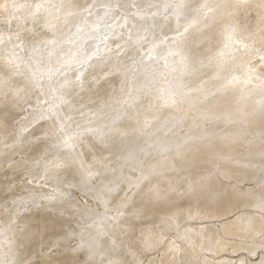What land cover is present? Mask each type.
Segmentation results:
<instances>
[{
	"label": "rangeland",
	"instance_id": "rangeland-1",
	"mask_svg": "<svg viewBox=\"0 0 264 264\" xmlns=\"http://www.w3.org/2000/svg\"><path fill=\"white\" fill-rule=\"evenodd\" d=\"M19 1L20 0H0V67H2L4 69L5 68L10 69L11 73L14 77H16L17 79L23 80V79H26L27 76L29 75L28 74L29 73L28 68L27 67L23 68V66L25 65V63H26V65L30 63V66H32L35 63L33 61V59L35 58L34 56H36L35 54H37L36 52L38 51L39 42L50 40L53 37V32L50 29V27L48 26V24L45 22V20H43L42 18H40V17L35 18L32 16L23 17L19 11V4H18ZM165 1L166 0H159L158 2L155 3V5H148L144 8H141L139 5L136 4L137 1L133 2V0H92L84 10L86 13H90V14L95 13L98 10H114L115 18H117V20L120 21V23L116 27H114V28H116V31L118 32V34L121 37H128V36L135 37V36H137V38H134L132 40V42L128 45V49L125 51V55H124V57H122L120 59V61L124 62L130 66V71L127 73V77H129V80L139 79L140 85L137 89V92L134 94V96L136 99H140L141 103L135 104V100H130L128 102L121 101L120 100V98L122 97L121 95H118L116 98H113L112 100H108L106 102H101L93 96L85 97L84 101L82 102L80 100V97H78L79 95H77V94H80L81 90L85 91L86 89H89L90 87L91 88L94 87V85L97 86L100 83V80L102 79V78H99V82H98L97 78L103 77L101 72H99V73L97 72L99 75L92 73L93 76L91 75V73H89V76L87 73H84L85 75L87 74L85 76V79L87 81L84 78H82L84 76H81V78L83 80L78 78V77H80V75H83V72H85L83 70H85L87 68L90 60L93 57H97V56L101 55L102 52H100V51H102V50L107 51V53H111V54L113 53V51H114V53H116L118 51V45L116 44L117 46L115 47V45H113L114 44L113 42L107 41L105 35L104 36L101 35V37L98 38V36H100V34L97 33V30L94 28L93 25H92L93 29H92V27H90L89 29H87L88 32L85 31L82 34V36L86 37V35L91 33L90 31L92 29V33L96 34V35H94L95 46L89 47V48L81 47L80 49H78L79 51H77L78 53L81 52L80 54H82L84 52L83 50L85 49L86 51L84 52V54L88 53V55H84V54L83 55L88 57V58H86V57L84 58V56H82V57L80 56L82 59L83 58L85 59L82 61L81 58L80 59L77 58V56L80 54L76 53L77 56L75 54L74 62L75 61H78V62L74 63V65L77 66L80 69V71H82V73L80 75L78 73V75H76L77 78L74 77V81H73L74 85H73L72 81H71L72 85H70L71 83L69 84L70 88L72 86L73 90L72 89L70 90L69 86L67 85V80H69V78L67 79L65 74H63V70L60 68V66H59V68L57 67V69L53 70V72L54 71L55 72L54 73L52 72L51 75H49V77L48 76L46 77L45 73H40L41 77L46 78L47 80H49V79L50 80H49V82H47V80L45 79L43 82H39V84L36 85V88H35L36 91L34 90V94H37L35 92L38 91L39 96L37 95L36 97H39V99L35 98V95H33L34 103H32L33 101H31V103H29V102L26 103L27 105H24L22 107L21 111H19V113L14 117L13 124H14V127L16 128V130L17 131H26L28 129L31 130V128H33V126H36L37 124L44 123L45 120L48 119V117H49L48 114H51L49 112H52L50 110H53L52 108H54V107L61 106V104H63V103L66 104L71 109H73L75 107L77 112L74 108L75 113L73 112V110H71L72 112H70L68 114H66V113L60 114L58 116V118L60 117L59 121H62V123H61L62 125H59L60 122H58L57 121L58 119L56 118L52 121L53 123L51 122L52 124H54V126H52V124L50 123L49 128H48L49 130L44 134L43 140L49 144L47 149H46V157L49 158V157L54 156V158L52 159L51 162H47L46 159H40L37 162V160H35V159L37 158L38 155H36L34 157V156L29 155L28 153L23 152L21 150L18 151V149H17V152L14 149L13 151L9 152L10 153L9 155H7V154L5 155V157L6 156H8V157L5 158L3 156L0 159V169L4 168L3 169V171L5 170L4 172H6L8 165L10 166V164H12L13 162L18 161V162H20V166L18 167L19 168L18 172L21 173L19 176H18L19 173L15 174L17 179L15 177H13L14 179L11 178L12 181L10 180V184L12 185L11 187L13 188L15 186L14 188H16V191H14L15 189L13 188L12 194L7 195L2 199L5 203L4 202L2 203V200H0V264H26L27 263L26 262V261H28L27 259H25V258L22 259V261L25 260V262L21 263V260L17 261V259L15 257V252L17 251L18 247L22 244V240L20 239V234L23 231V227H22L23 222L19 221L16 216L18 214L19 215H26L28 212H31L32 210L34 211L35 210L34 205H36V212H40V210H42V208L45 210V208L47 207L46 210L47 209L50 210L51 214L53 216H60L61 214H64L63 216L66 215L67 217L65 216V219L63 220L62 225H60L57 230L52 231V233L48 234L47 241L45 240V243H43L41 245V247L37 251V253H34V256H32V255L27 256V257H31L32 261H33L32 258H34V257L36 258V259L34 258V260H38V259H42V258L45 260H47V259L51 260L53 258H56L55 257L56 255H57V257L70 255L71 260L69 261L68 264H70L74 259H75L74 264H83L89 260L92 262L91 264H94L95 261H97L100 257H101L99 259L100 261L98 260L97 264H101L103 261H105V263L103 262L102 264H107V262H108V264H110L111 262H113L115 264V263H117V260H119V261L123 260V261H121V264H135V263L136 264H166V256L165 255L167 254L166 252H169L172 255V258L174 261L172 264H264V229L262 232H260L256 236H246L243 238L238 237V236H229L225 233V230H224L225 226L235 225V223L239 224L240 220L244 216H245V218H246V216H248L249 218L251 217L250 220L254 226L257 225L258 223H264V201L261 205H257L255 203V201L249 202L248 204L240 206L239 208H237L235 211H233L231 213H224V214H221L218 216H208V217H205L203 219L193 218V219L185 220L182 222V225L184 227L196 229L199 233L205 232L208 229L215 230V232L217 233V236H218L217 239L223 243L219 250H214L215 252L211 248H206L204 243H200L197 245L196 249H194L190 252L191 255L188 258L181 257L180 254H181L182 249H183V244H182L181 240L177 237L176 232L173 229H166L163 225H161V223L159 224L158 222H155V220H152V219L150 221L147 220L144 222H140L136 225H130L129 231L130 230L132 231L133 236L136 239L137 238L140 239V238H143L147 235H151L150 238L148 239V241H146V242L143 241V243L141 244V247L138 248L135 252H131L129 250V247L126 245H123L122 247H120V249H117L118 252L115 251V253H117L118 255H115V253H112V255H111V253H110V255H108V254L104 255L101 253L102 254V256H101L99 254L100 250H95V249H97L96 247H98V248L100 247V244H105V243H108L109 241L112 240L113 231L117 225V222H119L120 220L129 216L130 214L133 215L135 213L138 214L140 212L139 210L142 207H140V206L139 207L138 206H132V207L129 206L127 203L129 198L125 197V196H128L131 193L133 194L136 190L140 189L141 187L148 185L149 182L153 179V176L159 175L160 173H162L164 168L161 170H159L158 168H155V166L158 164L160 157L165 156V157L171 158L172 155L174 156V153H176L178 146L181 145L187 139L186 138L187 137V135H186L187 129L185 127L186 125L182 124V122L180 123L178 118L175 116H172L168 110L183 108V106L191 99V93H187V94L181 95V96L177 95V96L173 97L170 102L164 103L162 105H161L162 102L159 103L158 108L166 110V114H167V112L169 113V115L165 114V119L162 122L164 123L165 120L167 121L168 116L174 117V118H169L170 120L173 119L172 122L173 121L174 122L171 124V123H169L170 120L168 119L169 121H167V124H166V122L164 124L161 122V124H159L160 126H158V128H162L158 137L164 136V137L158 138L160 140L159 142L160 143L165 142L167 144V146L165 144V147H166L165 148L162 143L158 144V140H156V147H155L156 149L154 151H156L155 154H157V157L155 154H154L155 157L153 156L152 153L154 151H152L150 154V153L146 152L144 147H141V149L137 148L138 150L136 149L135 151L132 152L133 157H131V159H132V160L130 159L131 161H129L128 158H125L123 156H122V158H123V160H122V158H120L121 155H118V157H117L118 158V161L116 164L117 169H116V171L112 172L113 175L110 174L109 176L112 177L111 179H113V177L118 176V175H119V177H121V174H122L121 178L115 177V178L121 179V181H119L118 179H116L117 181H114L116 183H114L113 180L109 181V179H110L109 176L103 177L104 179H102V176H99L96 171H95L96 172V175H95V172H94L95 168H91V167L86 168V166H84L83 170H87V169L89 170L88 172H86V171H84V172H86V174L89 173L87 175H91L90 176L91 178L89 177L88 182L85 181L84 179H81V178L77 179V180L71 178V179L66 180L69 182H65L63 187H59V184H60V182H61V180L65 174V163L68 162L69 160L75 159L77 157L75 155V151L71 148L72 147L71 144H73V143L67 144L69 141V138L66 139L67 136L68 137L72 136L70 138V141L74 142V140H72V138H74L75 136H78V135L79 136L77 138H79V137H83V135H85V134H88L92 130V128H91L92 125H94L98 129L104 128V127L106 128V127L114 126V124L121 123V122H118L121 120L123 122L126 121L132 130H138L139 128H141L143 126H146V125L153 123L154 119H156V113L155 112L152 113L151 115L142 116V114L144 113V111L147 107V104H146L147 101L146 100L149 98H155V97H157V98L165 97L166 95H168V93H170L171 91H173L176 88L175 86L180 85L182 80L186 77L187 71H188L187 67L189 66V60L186 58L187 55L189 53H193L194 51H196L197 50L196 48L200 46V43L198 44L197 42L188 41V35L190 32L191 24L193 23L192 21L194 19L198 20L200 23H202L201 28H200V33H201V37H202V36H205V32L208 29H210V27L212 26V25L210 26V23L208 22V20L212 16H214L216 18L215 28L217 29L216 32L219 33V39L213 45V47L215 49H218V50L215 51V53H213L212 55L204 56L202 61L210 63L212 65H218V66H220V68H222L226 72L225 79L228 81L224 84V86L222 87L220 92H223L224 94H229L237 86H240L241 84H239L236 80L238 77L242 76L245 73V70L248 68L251 69L252 71H255L253 73L258 74V72H260V74H258V75L264 76L263 75L264 74V64H263L264 63V28L262 29L263 31H261L259 33H255V31H254L256 24L258 23L257 22L258 21V19H257L258 12H257L256 5L253 4V0H197L194 4H192L190 6L189 14L185 15L184 17H179V18H175L174 11L178 6H180L181 3H184L187 0H168V4H167L168 6H166L167 8L162 9V11H161V9H157V8H161L162 5H164L163 3ZM25 2H29V4H36L38 2V0H25ZM226 2L230 3V7H232V11H230V12H218L217 9H218L219 5L226 3ZM55 5H56L55 1H52L51 5L48 7H51L53 9L55 7ZM135 20H137V21H135ZM133 21H135V22H133ZM143 21L146 22V25L142 28L140 27L138 30H136V33L133 34V32L135 31V28H136L135 27L136 23L143 22ZM212 27H214V26H212ZM24 32H28V34L24 35ZM85 33H86V35H85ZM21 37H22V39H21ZM23 37H24V39H23ZM79 38H81V37H79ZM83 39L84 38L78 39L75 42L81 43ZM79 40H81V42H79ZM5 43H7V46H8L6 49H5V47H3ZM106 44L108 45L107 48H106ZM110 45H111V47H110ZM101 47L103 49H99ZM111 48H113V49H111ZM108 49H109V51H108ZM92 54H94V55L92 56ZM97 54H99V55H97ZM91 56H92V58H91ZM79 61H81V62H79ZM118 64H123V63L118 62ZM84 67H86V68L84 69ZM254 68L257 69V71L261 68V70L263 69L262 70L263 72L261 70H259L257 72ZM57 70L60 73V74H57L58 76L64 75L63 78L61 77L62 78L61 80H59V77L56 75V73H58ZM61 72H62V74H61ZM261 73H263V74H261ZM53 75L57 76V82L54 81V83H53V80L54 79L56 80V78H54V77H53L54 79L51 81V78ZM90 75H91V78H94V79H91ZM94 75L97 77L95 78ZM75 79L82 80V81L79 82L78 80H75ZM84 80L88 84H86L84 82ZM93 80H95V81H93ZM50 81L52 82V84H54V85L58 84L59 86L57 85L56 87H52L54 85H52ZM75 81L79 82V83L77 82L78 85H76V86H75V84H76ZM255 81H257V80H255ZM255 81H252V82H255ZM46 82L50 83L49 85H51V86L45 87L46 85H48V84H46ZM80 83H82V84L80 85ZM95 83H97V85ZM81 87H83L84 89L83 88L81 89ZM38 88H40L41 90L40 89L39 90L42 92L44 91L43 89H45L49 92H46V94L43 92L44 95H42L41 94L42 92L40 93ZM48 88L49 89L52 88V89L49 90ZM76 88H79L81 90H79V89H77L78 91L74 90ZM207 88H204L205 90L203 89V92H202V95L203 94H205L204 96L207 95L206 97L210 96L212 94V92L214 91V90H212L213 89L212 87H207ZM65 89H67L66 90L67 92L65 91ZM69 90L71 92H68ZM207 91H209V92L212 91V92L207 94L208 93ZM64 92H65V95H64ZM72 92H74V93H72ZM66 93H69L68 94L69 96ZM72 94H75V95H72ZM258 95L261 97H264V89L259 91ZM65 96L66 97L68 96V97L64 98ZM204 96H203V98H206ZM69 97H71V98H69ZM77 98H78V100H77ZM35 99H36V101H35ZM74 99H75V101H74ZM76 101L79 104H77ZM111 101H113V103H111ZM56 104H58V105H56ZM81 104L88 106L89 109L82 112L80 109H82L84 107V105H81ZM3 106H4V96H3V94L0 93V107H3ZM110 106L113 107L112 108L113 111L107 112L106 110ZM79 107H80V109H79ZM189 111H190V109H184V114H188ZM92 117H94V122L89 123V120ZM119 118H121V120H118ZM175 118H176V120H178L177 122H175ZM207 121H205V124L211 122V121H208V122ZM174 123H176V124H174ZM168 124H169V126H168ZM164 125H165V127L166 126H168V127L165 128ZM55 126H57L56 130L54 129ZM172 126H173V128H172ZM182 126H183L184 131L181 129ZM62 128H63V130L65 129L67 134H65V131H63ZM177 128L178 129L180 128L179 129L180 132L176 131ZM58 129H59V131H57ZM168 129H170V130H168ZM173 130H175V132ZM167 131H169V132L173 131L174 133L177 132V134H176L177 136L174 133H172V132L169 133ZM59 132H61V133H59ZM58 133H59V136H58ZM70 133H71V135H70ZM179 133H182V134H179ZM60 134H61V137H60ZM64 134L67 136L65 137ZM172 134H174L175 136ZM57 136L59 139L57 138ZM165 136H166V138L169 136V140H168V138L165 140ZM178 136H182V137L178 138ZM86 138H90L91 141H94V142H100L102 140L105 141L106 145L102 141V144L104 145V147L103 146L102 147L105 149L106 152L111 147L110 146L111 143L108 140L101 138V136L99 135V131H96L94 134L91 135V137H86ZM180 138H182V139H180ZM241 138L244 142H254L257 139L258 140H264V135L258 137L256 135H254L252 130H250L249 128H246L241 132ZM8 140L9 139H7V141H6L7 145H9L12 142L11 140H9V141ZM167 140H168V142H167ZM172 140L175 141V142H173L175 146L173 145V143H171ZM176 140H179L180 142L183 141V142H181L179 144V141H176ZM107 141H108V143H107ZM67 145H69V146L71 145V147H69ZM161 145L163 147H160ZM170 145L171 146L173 145L172 146L173 148ZM18 148L22 149L20 145L18 146ZM159 148H161V149H159ZM163 148H164L165 152L166 151L169 152L168 149L171 148L170 152H169L170 156L167 155V152L165 153L162 150ZM174 148L176 149L175 152H174V150H175ZM172 149H173V151H172ZM141 150H144L145 152L141 151ZM137 151L139 153H137ZM162 151L164 152V154ZM158 153L159 154L161 153L163 155H161V154L159 155ZM144 154H146V156ZM148 154H150V155H148ZM136 155L140 159L136 160L137 159ZM141 155H142V157H141ZM150 156L153 159L149 158ZM163 157L160 159V161L162 160V162L166 161V159H167L165 157H164L165 158L164 159ZM103 158L100 159L101 163H99L100 160L98 161V164H97L98 167L100 168V166H101V168H107V167L109 168L110 159L107 156H105ZM157 158H158V160H157ZM144 159H147L148 161L144 160ZM151 159L152 160L155 159V161H151ZM124 160H127L128 163H126V164L123 163ZM105 161H106V163H105ZM136 161H138L139 163H137ZM143 161H144V163H143ZM107 162H108V164H107ZM145 162H148L149 165H147ZM151 163H153V164H151ZM32 164H34V167L31 169L30 165H32ZM100 164H102V165H100ZM104 164H106V165L103 166ZM128 164H129V166L132 165L131 168H133V170L135 169L137 171L138 169H140V170H138L140 173H138V171L136 172L134 170V172H136L138 176H134L136 173H132L133 170L130 167H129L130 169L127 168ZM143 164H145V166ZM150 165H152V166H150ZM21 166H23V167H21ZM135 166H137V167H135ZM25 167H27V169ZM148 167H149V171H152V170L153 171L152 172L147 171ZM152 167L154 169H156L157 172ZM90 169L93 170V172L90 171ZM143 169L145 170L146 174L141 173L144 171ZM175 169H177V168L170 167V168H166L164 171H165V173H167V172L171 173L170 171L171 170L173 171ZM118 170H120L119 172L122 171V173L117 172ZM123 170H125V171H123ZM129 170H131L130 171L131 173L129 172ZM3 171L1 169L0 173H2ZM263 171H264V169L260 173L257 174L258 178L257 177L254 178L251 181V183H249V181H247V180H240V181H236L235 184H237V185L239 184L238 185L239 187L242 186L241 188H243L246 193H249L251 191L252 192L261 191L264 189V172ZM91 172H92V174H91ZM124 172H126V173L129 172L128 173L129 175H127ZM262 172H263V174H262ZM117 173H119V174H117ZM150 173H153L155 175H153V174L150 175ZM139 174H142L144 176L140 175L142 177H139ZM235 174H236V170H234L233 168H227L225 170V167L221 164L220 161L207 163V164L199 167L194 172L195 176L212 175V176L216 177L217 178L216 188L218 190L225 189V187L228 186V184H230V182L231 183L234 182V181H232V179H233V176ZM130 175H131V177H130ZM261 175H263V176H261ZM96 176H98L97 178L100 177V179L103 180V181L101 180L102 183L99 182V179H94V178H96ZM127 176L131 182V183L129 182V184H131L132 187L128 183H124ZM92 177H93V179H92ZM134 177H136L138 179H135ZM123 178H124V180H123ZM133 178H134V180H137V181L135 182L133 180ZM13 180H15V181H13ZM70 180H71V183L73 182V184L70 183ZM74 180H75V183H74ZM95 180H97L96 181L97 183L95 182ZM77 181L79 182V184L76 183ZM132 181L134 184L132 183ZM13 182L16 184L13 185L14 184ZM90 182H91V184H90ZM107 182H109V184L111 183L110 184L111 185L110 191L112 189H113V191H116L113 187L114 184H116L115 185L117 187L116 189H118V187L123 185V188L120 187L121 189H120V191H118L119 194L121 192V195H122V196L120 195L119 198H117V199H119L120 202L115 203V201H118L117 199L112 200L110 197H108V196H110V191H109V188L107 189V187H109L108 186L109 184ZM99 183L102 184V187H103L100 190H99V188H100ZM106 183L108 185H106ZM82 184H83V186H82ZM97 184H99V186ZM16 185H18V186H16ZM70 185H72L71 188L69 187ZM73 186H75V187H73ZM77 186H79V187H77ZM81 186L85 187V189L84 188L82 189ZM80 187H81V189H80ZM86 187L89 188L88 190H90V191L93 190L95 195L93 194L92 191L91 192L87 191ZM91 187H93V188L91 189ZM126 188H127V190H126ZM256 188H257V190H256ZM68 189H69V191H68ZM71 189H74V190H71ZM102 189H104V190H102ZM105 189H107L108 191H106ZM122 189H124V190H122ZM97 190H99V191H97ZM128 190H129V192H128ZM65 191L67 193H65ZM100 191H106L107 193L109 192L108 194L106 192L102 193L105 195L107 194L108 200L107 199L105 200V198H103L105 195H103L101 197ZM113 191H111V192H113ZM124 191H125V195L123 194ZM99 192H100V194H99ZM126 192H128V194H126ZM96 193L98 195H100L99 196L100 198L97 199L98 195ZM114 193L115 192H113L112 194H114ZM20 194H24V195H20ZM112 194H111V197H112ZM16 195H17V197H16ZM123 195L127 200H125ZM55 196H57V197H55ZM60 196L61 197L65 196V199H63L64 197L61 199ZM68 196H70L69 199H68ZM6 197L8 199L7 200L8 202L6 201ZM71 197L73 198V200H76L80 206L79 207L77 206L79 209H77V207L75 208L78 211L73 209L74 212L68 213L69 206L67 204H68V202L73 201ZM120 197L121 198L123 197V199L125 201H127L125 205L122 204L123 202L125 203V201H122L123 199H120ZM14 198L16 200H14ZM56 198L61 199V200H57L58 201L57 202L56 200H54ZM45 199H47V202H45V203L51 204L50 206L48 204H44V207H43L42 203H44V202H42V200L45 201ZM101 199L103 201L105 200L104 203ZM9 200H12V201H9ZM66 200H67V202H66ZM111 200H112V202H111ZM50 201H53V202H50ZM62 201H64V202H62ZM106 201L109 203H107ZM52 203L53 204L56 203V204L52 205ZM117 203H121V204H118L119 207H117L118 206ZM38 204H39V206H38ZM59 204H60V206H59ZM120 205H121V207L122 206H125V207L120 208ZM53 206L56 209H54ZM254 206H256V208ZM50 208H52L53 210H51ZM136 208H137V210L135 211ZM252 208H254L255 210H252ZM84 209L86 210L85 212H84ZM120 209H122V211L124 210L123 211L124 214L121 212ZM98 211L100 214L98 213ZM101 211H103V213L105 215L103 213L101 214ZM125 211L128 213L126 214ZM130 211H132V213ZM86 212L90 213V214H87ZM93 212H96L95 214H99L100 217H99V215L95 216V214ZM129 212H130V214H129ZM67 213L73 214V215H68ZM81 213L83 215H81ZM92 213L94 215H91ZM78 214H80V215H78ZM250 214L253 216V218ZM84 215H86V216L88 215V216L85 217ZM102 215H104V216H102ZM89 216L92 218H90ZM74 217L76 219H73ZM96 217H99L98 218L99 220L95 219V221H94L93 219ZM101 217H106V218L100 219ZM89 218L92 219L93 222ZM85 219H87V222ZM78 220H81V221L79 222ZM103 220H104V222H103ZM242 220H244V219H242ZM97 221H99V222H97ZM70 222H72V223H70ZM73 222H76V224ZM91 222H92V224H91ZM100 222H102V224L100 225L101 228L99 227ZM84 223H87V226ZM89 223H90V225H93V226H90ZM103 223H104V225H103ZM79 224H81L80 226H82V230L84 229L85 231H89V232L86 233L84 230H83V232L80 231L81 229H80V227H78ZM95 224L97 226H95ZM240 224L242 225L243 223H240ZM67 226L68 227L70 226V227L68 228ZM94 226L97 229H99L100 231L97 230ZM71 227L73 229H71ZM91 228H93V229H91ZM103 228H104V230H102V232H101V229H103ZM70 229L73 231H71ZM90 229H91V231H90ZM68 230L70 232H68ZM74 230L76 231V233L78 235L74 234L75 233ZM77 230L80 232L78 233ZM92 231L96 233L95 235H96L97 240L96 239L95 240L98 241L99 243L96 242V247L94 245L93 247L91 246V249H90L87 246L84 247V244L86 245L87 241L85 239H86V237L89 238V236H87V235H90L92 233ZM53 233H55L54 234L55 237L52 236ZM63 233L69 234L68 236L70 239H71L70 235H72V239H71L72 242L70 240L68 241V238H66L65 240L62 239L63 242L60 243L61 238H59V236ZM72 233L74 234V236ZM80 234L85 235L86 237L82 236L80 238V236H81ZM75 235H77V238L75 237ZM56 236H58V239L56 238ZM49 237L51 238L50 240L52 242L51 241L49 242V240H48ZM73 237H75V238H73ZM83 237H85V238L83 239ZM254 237H257V238H254ZM54 238H56V239H54ZM82 239L85 241H83ZM253 239H255V240H253ZM78 240L80 243L78 242ZM153 240H158V243L155 244L154 247H151ZM56 241L57 242L59 241V245L56 244ZM74 242H75L76 246L74 245ZM70 243H73L71 245H73L75 247L71 248V246L69 245ZM235 243H240L243 247L235 248L232 245ZM53 244L54 245L56 244V245L54 246ZM60 244L63 246L61 247ZM98 244H99V246H98ZM64 245L66 247H68L69 250H71L70 253H69V250L67 248H65ZM94 247H95V249H94ZM76 248H78V249L75 250ZM258 248H260V249H258ZM82 249H84V250H82ZM81 250L84 251L85 255L82 254L83 252ZM93 250L95 252L96 251L97 252L95 253ZM233 250L236 251V253L233 252ZM90 251H92L95 254V256L91 252L93 255L91 254L92 255L91 256L89 254L91 256L90 257L88 255V253ZM98 251H99V253H98ZM96 254L100 255V256H97ZM42 255H46L47 258H46V256H42ZM80 255H83L84 257H80ZM51 256H53V257H51ZM110 256H112V257H110ZM92 257H94V259ZM95 257H96V259H95ZM102 257H103V259H102ZM104 257H105V259H104ZM122 257H124V258H122ZM127 257H128V259H127ZM88 258H89V260H88ZM114 258L117 259L116 262H114L115 261ZM106 259H108L109 261ZM130 259H132V260H130ZM31 260L29 258V261H31ZM93 260H94V262H93ZM136 260H137V262H136ZM113 263H111V264H113ZM71 264H73V263H71Z\"/></svg>",
	"mask_w": 264,
	"mask_h": 264
},
{
	"label": "bare ground",
	"instance_id": "bare-ground-1",
	"mask_svg": "<svg viewBox=\"0 0 264 264\" xmlns=\"http://www.w3.org/2000/svg\"><path fill=\"white\" fill-rule=\"evenodd\" d=\"M52 1H55V3H56V5L53 9L51 7H48L51 5ZM91 1L92 0H38V2L36 4H29V2H25V0H20L18 2L20 14L23 17H26V16H32L35 18L40 17L43 20H45V22L48 24V26L50 27V29L53 32V37L50 40L39 42L38 51L36 52L37 54H35L36 56L33 55L35 57L33 59V61L35 63L32 66H30V63L27 65L25 63V65L23 66V68L27 67L28 71H29V73H28L29 75L27 76L26 79H23V80L17 79L16 77H14L12 75L10 69H7V68L4 69V68L0 67V93L3 94V96H4V106L0 107V159L3 156L5 157L6 154L9 155L10 154L9 152L13 151L14 149L17 152V149H18V151L21 150V151L26 152L29 155H32L34 157L36 155H38L39 157L37 156L36 159L34 158L35 160H37V162L40 159H46L47 162L52 161L54 156L49 157V158L46 157V149H47L49 144L43 140V136L49 130L48 129L49 125L54 119L57 118L58 119L57 121L60 122L59 125H62L61 124L62 121H59L60 117L58 118V116L62 113L68 114V113L72 112L71 110H73V112L75 113V111H74L75 107L74 108L72 107L73 109H71L66 104H64L62 102L63 104H61V106L54 107V108H52L53 110H50L52 112H49L51 114H48L49 117H48V119L45 120L44 123L37 124L36 126H33V128H31V130L28 129L26 131H17L16 130V128L14 127V124H13L14 117L19 113V111H21V109L24 105H27L26 103H28V102L31 103V101H33L32 103H34L33 95H35V98L39 99V97H36L38 95V91L35 92L37 94H34V90L36 91L35 88H36V85L39 84V82H43L46 79V78L41 77L40 73H45L46 77L47 76L49 77V75H51L53 70L57 69V67L59 68V66H60V68L63 70V74H65L67 79L69 78V80H67V85L70 88V85H72L71 81L72 82L74 81V77L77 78L76 75H78V73H79V75L82 73V71H80V69L74 65V63L78 62V61L74 62L75 54L81 53V52H79V53L77 52V51H79L78 49H80L81 47L89 48V47L95 46L94 35H96V34L92 33L93 26L97 30V33L100 34V36H98V38L101 37V35L102 36L105 35L107 41L113 42L114 44L113 43L112 44L115 45V47L118 45V51L116 53H114V51L112 50L113 53L111 54V53H107V51L102 50V51H100V52H102L101 55L97 54L99 56L92 58V56L94 55V54H92V56H91L92 59L89 57L91 60L88 63V66L86 65L87 68L84 67V69L86 68L85 70H83L85 72H83V75H80V77H78V78H80V79L84 78L85 79V76L87 74H88V76H89V73H91V75H92V73L99 75L98 74L99 72L102 73L103 77L97 78L98 82H99V78H102L98 85H97V83H95L97 86L94 85V87H92V88L88 87L89 89H86L85 91L81 90L83 87H81V89H79V88L74 89V90H77V89L81 90L80 91L81 93L79 92L80 94H77V95H79L78 97H80V100L82 102L84 101V98L87 96H93L101 102H106L108 100H112L113 98H116L118 95H121L122 96L120 98L121 101L128 102L130 100H135V104L141 103V100L136 99L134 96V94L137 92V89L140 85L139 79L129 80V77H127V73L130 71V66L128 64L120 61V59L122 57H124L125 51L128 49V45L132 42V40L134 38H137V36H135V37H133V36L132 37H130V36L121 37L118 34V32L116 31V28H114V27H116L120 23V21L117 20V18H115L114 10H98L92 14L86 13L84 10ZM135 1H137L136 2L137 5H139L141 8H144L148 5H155V3L158 2L159 0H135ZM135 1L133 0V2H135ZM196 1L197 0H187L184 3H181L180 6H178L174 11L175 18L184 17L185 15L189 14L190 6L192 4H194ZM163 4L164 5H162L161 8H157V9H161V11H162V9L167 8L166 6H168L167 5L168 0H166ZM253 4L256 5L257 12H258V14H257V19H258L257 22L258 23L256 24L254 31H255V33H259L261 31H263L262 29L264 28V0H253ZM217 11L218 12H230V11H232V7H230L229 2H226V3L219 5ZM135 21H137V20H135ZM135 21H133V22H135ZM192 22L193 23L191 24L190 32L188 35V41L197 42L198 44L200 43V46L196 48L197 49L196 51H194L193 53H189L187 55L186 58L189 60V66L187 67L188 71H187L186 77L182 80L181 84L175 86L176 88L174 87L175 89L173 91H171L170 93H168V95H166L165 97H161V98L155 97V98H149L146 100L147 101L146 102L147 107H146L144 113L142 114V116L151 115L152 113L155 112L156 113V119H154L152 124L143 126V127L139 128L138 130H132L126 121L123 122L121 120V118H119L118 120H121V121H118V122H121V123L114 124V126H110V127H106V128L104 127V128L98 129L97 127L92 125V127H91L92 130L88 134L83 135V137L77 138L79 136L78 135V136H75L74 138H72V140H74V142L70 141V138L72 136L68 137L67 135H65V134H67V132L65 131V129L63 130V128H62V130L65 131V134H64L65 137L67 136L66 139L69 138V141H70V142L68 141L67 144L73 143V144H71L72 147H71V145L70 146L67 145V146L71 147L75 151V155L77 157L75 159L69 160L68 162L65 163V174H64V177L62 178V180L59 184V187H63L65 182H69L66 180L71 179V178L75 179V180L81 178V179H84L85 181L88 182L89 177L91 175H87L89 173L86 174V172H88L89 170L88 169L83 170L84 166H86V168L87 167L95 168L96 170L94 169V172L96 171L97 174L99 176H102V179H104L103 177H107L110 174L113 175L112 172L116 171V169H117L116 164L118 161V158H117L118 155H121L120 158H122V156H123L125 158H128L129 161H131L132 160L131 157H133L132 152L135 151L137 148L141 149V147H144L146 152L151 154V152L156 149L155 148L156 147V140H158V144L162 143L165 147V144H166L165 142H161V143L159 142L160 140L158 138L164 137V136L158 137L160 134V131L162 129V128H158V126H160L159 124H161V122L164 121L166 110L159 109L158 105L160 102H162L161 105L164 103L170 102L172 100V98L177 96V95L181 96V95H185L187 93H191V99L183 106V108L168 110L172 116H175L178 118L180 123L182 122V124L186 125L185 127L187 129V131H186V133H187L186 138L187 139L184 142L181 141V142H183L181 145H179V146L177 145L178 146L177 151L174 148L175 149L174 152L176 151V153L173 152L174 156L172 155L171 158L164 156L168 160L166 159V161H163V162H162V160L160 161V159L163 156L160 157V159H159L160 162L158 161V164L155 166V168H158L159 170H161L163 168L165 170L166 168H170V167L177 168V169H175L173 171L169 170L171 173H169V172L165 173V171L163 170L164 172L163 171H162V173L159 172L160 173L159 175H155L153 173H150V175L151 174L155 175V176H153V179L149 182L148 185L141 187L140 189L136 190L133 194L131 193L132 195L129 194L128 196H125V197L129 198L128 202L125 201L127 199L124 197L125 191L127 190V188H126V190L123 193L124 194L123 197L125 198V200L123 199V197L122 198L120 197V199H123L122 201H125V203L124 202L123 203L121 202V203L125 205L127 202L128 205L131 207L132 206H138V207L140 206L142 208L139 210L140 211L139 213L137 212L138 214L135 213V214L131 215L130 212L132 213V211H133L132 210L129 212V214H130L129 216H127L124 219L117 222V225L113 231V236H112L111 241H109L108 243H105V244H100V247L98 248V247H96V242H98V241H96L97 239H96V235H95L96 233L95 232L92 231L91 234L89 233L90 235H87V236H89V238L86 237L85 235L80 234L81 235L80 238L82 236L86 237L85 240L87 241V243L85 242L86 245L84 244V247L87 246L91 249V246L93 247L95 245V247L97 249H95V247H94V249L100 250V253H99V251H98V253L101 256H102V254L110 255V253L112 255V253H115V251L118 252L117 249H120V247H122L123 245L128 246L129 250L131 252H135L138 248L141 247V244L143 243V241L144 242L148 241V239L150 238L151 235H147L143 238H140V239L137 238L136 239V238H134L132 231L131 230H130L131 232L129 231V227H130V225H136L140 222H144L147 220L150 221L151 219L155 220V222H158L159 224L161 223V225H163L166 229H173L176 232L177 237L181 240V242L183 244V249H182V252L180 254V256L183 258H188L191 255L190 252L192 250L196 249L197 245L200 243H204L206 248H211L213 251L219 250L223 243L217 239L218 236H217V233L215 232V230L208 229L205 232L199 233L196 229L184 227L182 225V222L185 220L193 219V218L203 219V218L208 217V216H218V215H221L224 213H231V212L235 211L237 208H239L240 206L248 204L249 202L255 201V203L257 205H261L264 201V189L261 191H258V192H252L251 191L249 193H246L244 191V189L241 188L242 187L241 185H240L241 187H239L238 186L239 184L238 185L235 184L236 181H240V180H247V181H249V183H251V181L254 178H256V177L258 178L257 174L260 173L264 169V140H258L257 139L254 142H244L241 138V132L246 128H249L250 130H252L254 135H256L258 137L264 135V97H261L258 95V92L264 89V76L258 75V74H260V72H258V71L261 70V68L260 69L258 68L259 69L258 71H257V69L254 68L258 72V74L253 73L255 71H252L249 68L246 69L245 73L242 76L238 77L236 80L239 84H241L240 86H237L229 94H224L223 92H220L222 87L224 86V84L228 81L225 79L226 72L222 68H220V66H218V65H212L210 63L202 61L204 56L212 55L213 53H215V51L218 50V49H215L213 47V45L219 39V33L216 32L217 29L215 28L216 18L214 16H212L208 20V22L210 23V26L212 25L214 27L211 26L212 28L210 27V29H208L205 32V36H202V37H201V33H200V28H201L202 23H200L198 20H195V19ZM145 25H146L145 21L136 23V25H135L136 28H135V31L133 32V34L136 33V30H138L140 27L141 28L144 27ZM90 27H92V29L90 31L91 33L86 35V33L88 32L87 29H89ZM85 31H87L85 33L86 37H83L82 34ZM27 34H28V32H24V35H27ZM79 37L84 38V39L82 40V42H81V40H79V42H81V43H78V42L76 43L75 41H77L78 39H81ZM21 39H22V37H21ZM23 39H24V37H23ZM111 45H110V47H111ZM107 46L108 45L106 44V48H107ZM3 47H5V49H6L8 47L7 43H5ZM99 49H103V48L101 47ZM109 49H108V51H109ZM111 49H113V48H111ZM83 51L85 52L86 50L84 49ZM84 52L82 54L78 55L79 57L76 54L77 58L80 59L82 56L88 55V53L84 54ZM85 57L86 56H84V58ZM84 58L83 59L81 58V60L82 61L85 60ZM86 58H88V57H86ZM79 62H81V61H79ZM118 62L123 63V64H118ZM84 73H87V74L85 75ZM57 74H60L59 71H58V73H56V75ZM61 74H62V72H61ZM261 74H263V73H261ZM91 75H90V78H91ZM57 76L53 75L52 78L50 77L51 81L54 78H56V80L55 79L53 80V83H54V81L57 82ZM81 76H84V77L81 78ZM58 77H59V80H61L64 77V75L63 76L59 75ZM96 77L97 76H95V78ZM91 79H94V78H91ZM49 80H47V82H49ZM75 80H78V79H75ZM82 80H78V81L81 82ZM85 80H84V82H85ZM255 80H257V81H255ZM93 81H95V80H93ZM252 81H255V82H252ZM47 82H46V84H48V85H46L45 87H50L51 86V85H49L50 83H47ZM77 82L75 81V83H76L75 86L78 85L79 82L78 83ZM85 83L88 84L87 82H85ZM51 84H52V82H51ZM81 84L82 83H80V85ZM52 85H54V84H52ZM57 85L58 84H56L52 87H56ZM73 85H74V82H73ZM207 87H212L213 88L212 90H214L213 92L207 91L208 92L207 94L212 92V94L208 97H206L207 95L204 96L205 94L202 95L203 89L207 88ZM39 89L40 88H38V90ZM50 89H52V88H50ZM71 89L73 90L72 86H71L70 90ZM43 90H44L43 92L45 94H46V92H49L45 89H43ZM66 90L67 89H65V91ZM70 90L68 92H71ZM41 92L42 91H40V93ZM43 92L41 93L42 95H44ZM72 93H74V92H72ZM66 94L68 95L69 93H66ZM75 94H72V95H75ZM64 95H65V92H64ZM203 96L206 98H203ZM67 97L65 96L64 98H67ZM69 98H71V97H69ZM77 100H78V98H77ZM35 101H36V99H35ZM74 101H75V99H74ZM111 103H113V101H111ZM77 104H79V103L77 102ZM56 105H58V104H56ZM81 105H84V104H81ZM112 108L113 107L110 106L109 108H107L106 111L107 112L113 111ZM79 109H80V107H79ZM88 109H89V107L84 105V107L80 110L83 112V111H86ZM184 109H190L189 113L184 114ZM75 110H76V108H75ZM76 112H77V110H76ZM166 115H169V113L167 112ZM172 116L171 117L168 116L167 118L168 119L174 118ZM168 119H167V121L170 120V119L169 120ZM172 120L173 119H171L169 123L172 124L174 122V121L172 122ZM178 120H176V118H175V122H177ZM207 120L211 121V122L205 124V121H207ZM167 121L165 120L166 124H167ZM93 122H94V117L90 118V120H89V123H93ZM174 124H176V123H174ZM52 126H54V124H52ZM168 126H169V124H168ZM168 126H166V127H168ZM173 126H172V128H173ZM56 127L57 126L54 127L55 130H56ZM164 127H165V125H164ZM59 129L57 131H59ZM179 129L177 128L176 131L180 132ZM181 129L183 130V126L181 127ZM168 130H170V129H168ZM96 131H99V135L101 136L102 139L104 138L111 143V145H110L111 147L109 150L107 149L108 150L107 152L103 148L104 147V145L102 144L103 140L100 142H94V141H91L90 138H86V137H91V135L94 134ZM173 131L175 132V130H173ZM173 131H170V132L174 133ZM167 132H169V131H167ZM59 133H61V132H59ZM59 133H58V136H59ZM174 134L176 135L177 132ZM174 134H172V135H174ZM179 134H182V133H179ZM70 135H71V133H70ZM58 136H57V138H58ZM166 136H165V140L167 138L169 140V136L167 138H166ZM60 137H61V134H60ZM179 137H182V136H178V138ZM7 139L12 141L9 145H7V143H6ZM180 139H182V138H180ZM168 140H167V142H168ZM108 141H107V143H108ZM176 141H179V140H176ZM103 142L105 144V141H103ZM173 142H175V141L172 140L171 143H173ZM181 142L179 141V144ZM19 145L21 146L22 149H19L20 147L18 148ZM173 145H174V143H173ZM166 146H167V144H166ZM160 147H163V146L161 145ZM159 149H161V148H159ZM170 149H168L169 152H170ZM162 150L165 152L164 148ZM141 151H144V150H141ZM172 151H173V149H172ZM164 152H163V154H164ZM169 152H167V155H169ZM137 153H139V152L137 151ZM155 153H156V151H154L152 154L154 157H155V155L157 157V154H155ZM150 154H148V155H150ZM163 154H161V155H163ZM144 155L146 156V154H144ZM105 156H107L110 159L109 168L107 166H106L107 168H101V166L99 168L97 165L98 161ZM138 156H137L136 160L140 159ZM6 157H8V156H6ZM141 157H142V155H141ZM149 158H152V157L150 156ZM152 159H151V161H155V159L154 160H152ZM122 160H123V158H122ZM144 160H147V159H144ZM157 160H158V158H157ZM217 161L221 162V164L225 167V170L227 168H233L234 170H236V174L233 176L234 180L232 179V181H234V182H232V183L230 182V184H228V186H226L225 189H222V190H218L216 188V186H217V178L216 177H214L212 175H202V176H195L194 175L195 170H197L199 167H201L207 163H212V162H217ZM136 162L139 163L138 161H136ZM99 163H101V160ZM105 163H106V161H105ZM123 163L126 164V163H128V161L124 160ZM143 163H144V161H143ZM145 163L147 165H149L148 162H145ZM102 164H100V165H102ZM107 164H108V162H107ZM151 164H153V163H151ZM105 165L106 164H104L103 166H105ZM143 165L145 166V164H143ZM19 166H20V162L15 161L12 164H10V166L8 165L7 166L8 168L6 167L7 168L6 172H4L5 170L3 171L4 168H1L3 172L0 173V200H2L5 196L12 194V192H13L12 189L15 186L13 188L11 187L12 185L10 184V180L13 177L16 178V175H15L16 173L17 174L19 173L18 176L21 174L20 172H18ZM131 166L132 165L129 166V164H128L127 168H129V167L131 168ZM150 166H152V165H150ZM21 167H23V166H21ZM33 167H34V164L30 165L31 169ZM135 167H137V166H135ZM25 168L27 169V167H25ZM1 169H0V171H1ZM131 169L133 170V168H131ZM147 169H148L147 171H149V167ZM134 170L132 173H136L140 169H138L137 171L135 170L136 172H134ZM154 170L157 172L156 169H154ZM84 171H86V172H84ZM90 171L93 172V170H91V169H90ZM119 171L120 170H118L117 172H119ZM123 171H125V170H123ZM130 171L131 170H129V172ZM152 171H149V172H152ZM92 172H91V174H92ZM96 172H95V175H96ZM263 172H262V174H263ZM119 173H122V171ZM119 173H117V174H119ZM124 173H126V172H124ZM128 173H126V174L129 175ZM138 173H140V172L138 171ZM141 173L146 174L145 170ZM142 174H139V177L144 176ZM140 175H142V176H140ZM134 176H138L137 173ZM261 176H263V175H261ZM97 177L98 176H96V178H94V179H99V182H101L102 179H100V177L99 178H97ZM115 177H119V175L115 176ZM115 177H113V179H111L112 177H110L111 180L109 179V181L113 180V182H114V181H117L116 179L121 181V179H119V178L122 177V174H121V177H119V178H115ZM130 177H131V175H130ZM134 178L138 179L136 177H134ZM134 178H133V180H134ZM92 179H93V177H92ZM75 180H74V183H75ZM123 180H124V178H123ZM13 181H15V180H13ZM96 181L97 180H95V182ZM134 181L136 182L137 180H134ZM129 182H130V180L127 176L124 183L129 184ZM70 183H71V180H70ZM76 183L79 184L78 181ZM107 183L109 184V182H107ZM107 183H106V185H108ZM114 183H116V182H114ZM132 183H133V181H132ZM15 184L16 183H14L13 185H15ZM71 184H73V182ZM90 184H91V182H90ZM99 184H97V185L99 186ZM110 184L108 185L109 187H107V189L109 188V191L111 188ZM115 185L116 184H114L113 187L116 191H113V189L111 190L115 193L112 194L113 192L110 191V196H108L112 200L119 198V196L121 195V192L119 194L118 191H120V189H121L120 187L123 188V185H122V186L118 187V189H116L117 187ZM129 185L131 186V184H129ZM16 186H18V185H16ZM71 186L72 185H70L69 187L71 188ZM79 186H77V187H79ZM82 186H83V184H82ZM73 187H75V186H73ZM81 187H80V189H81ZM99 187H98L99 190L101 188H103L102 184H100ZM83 188L85 189V187H82V189ZM92 188L93 187H91V189ZM14 189H15L14 191H16V188H14ZM74 189H71V190H74ZM88 189L89 188H87L86 190L90 191ZM107 189H105V190L108 191ZM99 190H97V191H99ZM102 190H104V189H102ZM122 190H124V189H122ZM129 190H128V192H129ZM256 190H257V188H256ZM68 191H69V189H68ZM91 191L93 192V190H91ZM106 191H100L101 194L99 192L101 197L103 195H105L102 193H104ZM128 192H126V194H128ZM65 193H67V192L65 191ZM93 194H94V192H93ZM107 194L105 195L106 197H107ZM111 194H112V197H111ZM20 195H24V194H20ZM100 195L97 196V199L100 198L99 197ZM105 196L103 198H105V200L106 199L108 200V197L106 198ZM16 197H17V195H16ZM55 197H57V196H55ZM63 197H61V199L62 198L65 199V196H63ZM69 197L70 196H68V199H69ZM61 199L56 198L54 200L57 201V200H61ZM7 200L8 199L6 197V201ZM14 200H16V199L14 198ZM67 200H66V202H67ZM72 200H73V198H72ZM112 200H111V202H112ZM117 200L118 201H115V203L120 202L119 199H117ZM9 201H12V200H9ZM53 201H50V202H53ZM104 201H103V203H104ZM3 202L4 201L2 200V203ZM42 202H44V203H42ZM42 202L41 203L43 204V207H44V204H48V203H45V202H47V199H45V201L42 200ZM62 202H64V201H62ZM56 203H54V204H56ZM107 203H109V202H107ZM121 203H117V205L121 204ZM39 204H38V206H39ZM54 204L52 203V205H54ZM48 205L50 206L51 204H48ZM67 205L69 206L68 213L74 212L73 209H75L77 206L78 207L80 206L76 200L68 202ZM34 206H35L34 211L32 210L31 212H28L26 215H19L18 214L16 216L19 221L23 222V225H22L23 231L20 234V239L22 240V244L18 247L17 251L15 252V257H16L17 261L21 260V263L25 262V260L22 261V259H24V258L27 259L28 261H29V258L31 260V257H27V256H29V255L34 256V253H37V251L40 249L41 245L43 243H45V240L47 241L48 234L52 233V231L57 230L59 228V226L62 225L63 220L65 219V216H66V215L63 216L64 214H61L60 216H53L51 214L50 210H48V209L46 210L47 207L45 208V210L42 208V210H40V212H36V205H34ZM59 206H60V204H59ZM78 207H77V209H79ZM117 207H119V205ZM122 207H125V206H122ZM122 207L120 205V208H122ZM254 207L256 208V206H254ZM52 208H50V209L53 210ZM54 209H56V208L54 207ZM77 209H75V210H77ZM120 210L123 213L124 210L123 211H122V209H120ZM136 210H137V208L135 209V211ZM252 210H255V209L252 208ZM85 211L86 210L84 209V212ZM96 212H93V213L95 214ZM93 213L91 215H94ZM98 213H99V211H98ZM102 213H103V211H101V214ZM127 213L128 212H126V214ZM87 214H90V213H87ZM99 214H95V216L99 215ZM68 215H73V214H68ZM78 215H80V214H78ZM81 215H83V214L81 213ZM104 215H102V216H104ZM84 216L87 217L88 215L87 216L84 215ZM99 217H100V215H99ZM99 217H96L93 220L95 221V219H98ZM90 218H92V217H90ZM102 218H106V217H101L100 219H102ZM252 218H253V216H252ZM73 219H76V218L74 217ZM242 219H244V220H242ZM242 219L240 220V223H243L242 225L240 223L239 224L235 223V225L225 226L224 227L225 233L229 236H238V237L243 238L246 236H256L257 234H259L260 232L263 231L264 223H258L257 225L254 226L250 220L251 217L249 218L248 216H246V218H245V216H244ZM85 220L87 222V219H85ZM90 220L93 222L92 219H90ZM78 221L80 222L81 220H78ZM92 222H91V224H92ZM97 222H99V221H97ZM103 222H104V220H103ZM70 223H72V222H70ZM73 223L76 224V222H73ZM81 224L78 225V227H80L81 230L78 227L77 228L83 232L84 229L82 230V226H80ZM84 224H86V226H87V223H84ZM101 224H102V222L99 223L100 228H101V226H100ZM89 225H90V223H89ZM103 225H104V223H103ZM90 226H93V225H90ZM95 226H97V225L95 224ZM72 227H71V229H73ZM91 229H93V228H91ZM91 229H90V231H91ZM97 230H99V229H97ZM102 230H104V228L101 229V232H102ZM71 231H73V230H71ZM80 231L77 230L78 233ZM68 232H70V231L68 230ZM85 232L88 233L89 231H85ZM54 234L55 233H53V235H52L53 237H55ZM74 234H77L76 231ZM74 234H73V236H74ZM68 235L69 234H66V233L61 234L60 235L61 237L59 236V238H61L60 243H62L63 240H65L66 238H68V241L70 240L72 242V240H71L72 235H70L71 239L69 238ZM77 235H75L76 238H77ZM75 237H73V238H75ZM85 237H83V239ZM257 237H254V238H257ZM56 238L58 239V236H56ZM56 238H54V239H56ZM50 239L51 238L49 237L48 238L49 242L51 241ZM85 240H83V241H85ZM253 240H255V239H253ZM78 242H79V240H78ZM157 243H158V240H153L151 247H154L155 244H157ZM56 244L59 245V241L58 242L56 241ZM71 244H73V243L69 244L71 246V248H74L76 246L75 242H74L75 246H73ZM232 245L235 248L243 247L240 243H235ZM60 246L62 247L63 245L60 244ZM98 246H99V244H98ZM65 248H67L69 250L68 247L65 246ZM77 249L78 248H76L75 250H77ZM258 249H260V248H258ZM82 250H84V249H82ZM70 251L71 250H69V253H70ZM82 252H83L82 254H84V251H82ZM91 252L92 251H90L88 253V255L89 254L91 255L93 253V252L92 253ZM233 252L236 253V251H234V250H233ZM166 253H167L165 255L166 256V264H172L174 262L172 255L169 252H166ZM100 255H97V256H100ZM115 255H118V254L115 253ZM42 256H46V255H42ZM94 256H95V254H94ZM51 257H53V256H51ZM55 257L56 258H53L51 260H48V259L45 260L43 258L38 259V260H34V258H35L34 257V258H32L33 261L32 260L29 262L26 261L27 262L26 264H68L69 261L71 260L70 255L69 256H61V257H57V255H56ZM80 257H84V256L80 255ZM110 257H112V256H110ZM46 258H47V256H46ZM92 258L94 259V257H92ZM122 258H124V257H122ZM95 259H96V257H95ZM102 259H103V257H102ZM104 259H105V257H104ZM127 259H128V257H127ZM74 260L71 263L74 264V262H75ZM88 260H89V258H88ZM98 260L95 261L96 264H97ZM106 260H108V259H106ZM116 260L117 259H115L114 262H116ZM130 260H132V259H130ZM118 261L119 260H117V263H115V264H121V261H123V260H121L119 262ZM93 262H94V260H93ZM103 262L105 263V261H103ZM136 262H137V260H136ZM91 263L92 262L89 260L83 264H91ZM111 263H113V262H111ZM107 264H108V262H107Z\"/></svg>",
	"mask_w": 264,
	"mask_h": 264
}]
</instances>
